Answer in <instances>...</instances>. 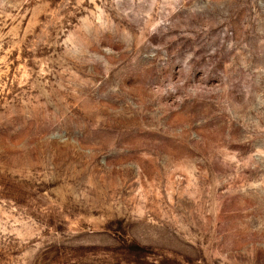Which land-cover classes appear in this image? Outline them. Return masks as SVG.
<instances>
[{
    "label": "rangeland",
    "instance_id": "374dc122",
    "mask_svg": "<svg viewBox=\"0 0 264 264\" xmlns=\"http://www.w3.org/2000/svg\"><path fill=\"white\" fill-rule=\"evenodd\" d=\"M0 264H264V0H0Z\"/></svg>",
    "mask_w": 264,
    "mask_h": 264
}]
</instances>
